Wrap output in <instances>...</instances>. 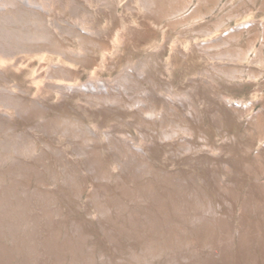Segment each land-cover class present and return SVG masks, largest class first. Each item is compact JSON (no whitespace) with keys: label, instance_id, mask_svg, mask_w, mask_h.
<instances>
[{"label":"bare ground","instance_id":"obj_1","mask_svg":"<svg viewBox=\"0 0 264 264\" xmlns=\"http://www.w3.org/2000/svg\"><path fill=\"white\" fill-rule=\"evenodd\" d=\"M260 13L0 0V264H264Z\"/></svg>","mask_w":264,"mask_h":264},{"label":"rangeland","instance_id":"obj_2","mask_svg":"<svg viewBox=\"0 0 264 264\" xmlns=\"http://www.w3.org/2000/svg\"><path fill=\"white\" fill-rule=\"evenodd\" d=\"M260 15V18H262L263 16H264V13H260L259 14ZM247 17V15H244V17L243 18H246ZM242 18V17H241ZM140 20H141V18H139ZM154 25H157V23L156 24H154ZM153 26V25H152ZM154 27H156V26H154ZM158 27H159V29H155V31H153V33H154V36L152 37V38H150V39H147V43H145L144 45H141V46H143L144 48L142 49V52L143 53H148L151 49H153L155 46H158L157 44H161V42H162V38H163V36H162V34H163V31H162V29L160 28V26L158 25ZM152 31V30H151ZM149 41V42H148ZM183 44H184V46H187V44H186V42L185 41H183ZM150 48V49H149ZM146 49H148V50H146ZM141 51V50H140ZM144 51H146V52H144ZM42 60V61H41ZM45 60H47V61H49V59H45L44 57H39L37 60H35L31 65H30V67H29V69H28V71H25V72H22V76H27V80H26V82H31L32 80H33V76H34V74H35V72H37V70L40 68V67H42L43 66V64H44V61ZM117 71V69H114L113 71H107L106 70V75L107 76H110V75H112V74H115V73H117L116 72ZM92 73V71H85V72H83L82 73V75H81V77H80V79L81 80H87L88 78H89V76H90V74ZM32 90H35V87H33L32 88ZM87 194H88V191H86L85 192V194H83V196H82V198H81V201H84L85 200V202H87V203H89V197L87 196Z\"/></svg>","mask_w":264,"mask_h":264}]
</instances>
